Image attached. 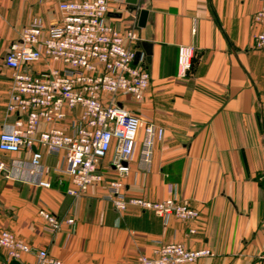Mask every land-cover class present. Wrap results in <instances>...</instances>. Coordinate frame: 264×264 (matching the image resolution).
<instances>
[{
	"label": "crops",
	"instance_id": "1",
	"mask_svg": "<svg viewBox=\"0 0 264 264\" xmlns=\"http://www.w3.org/2000/svg\"><path fill=\"white\" fill-rule=\"evenodd\" d=\"M60 1L0 0V132L15 119L6 112L11 80L3 57L23 27L59 21ZM259 6V0H108L105 22L136 30L134 48L150 75L142 101L126 94L118 101L164 131L148 165L136 148L129 173L121 177L124 191L150 200L174 197L198 210L197 220H164L135 207L117 212L99 185L70 196L68 176L55 171L66 168L64 157L37 146L0 151L7 166L0 171V230L63 264H140L141 256L172 242L211 252L191 264H264V51L253 47L258 30L252 23ZM142 9L148 15L141 27ZM181 45L194 50L185 78L177 70ZM34 149L50 170L48 188L39 185L44 176L31 171ZM110 160L111 151L100 170L116 179ZM40 210L74 222L52 233ZM35 258L29 253L15 262L34 264ZM0 264H13L2 247Z\"/></svg>",
	"mask_w": 264,
	"mask_h": 264
},
{
	"label": "built area",
	"instance_id": "2",
	"mask_svg": "<svg viewBox=\"0 0 264 264\" xmlns=\"http://www.w3.org/2000/svg\"><path fill=\"white\" fill-rule=\"evenodd\" d=\"M252 16L257 27L253 47L264 51V0ZM61 19L44 26L34 20L23 27L3 57L11 71V88L6 102L7 114L15 116L11 126L0 132V151L17 153L37 146L48 154L62 155L65 169H55L68 176L66 193L78 196L93 185L101 187L102 198L117 212L135 207L152 211L166 220H197L199 211L174 197L150 200L129 196L121 177L130 171L136 148L143 165L151 161L153 146L164 131L125 108L120 95L140 102L150 85L145 59L136 60L134 28L120 31L105 22L108 0H61ZM191 46L178 47V77L185 78L193 64ZM136 60V61H135ZM40 69L34 70V66ZM45 124L44 129H40ZM111 151L110 166L116 179L106 178L101 161ZM41 152L31 153V171L44 176L39 185L50 187V170L41 165ZM7 166L0 162V171ZM45 227L59 232L72 218H58L40 210ZM189 233H194L190 229ZM0 247L9 261H19L25 254L35 255L34 264H63L46 249L22 242L9 230H0ZM211 255L207 249H187L182 243L162 244L153 256H141L140 264H191Z\"/></svg>",
	"mask_w": 264,
	"mask_h": 264
},
{
	"label": "water",
	"instance_id": "3",
	"mask_svg": "<svg viewBox=\"0 0 264 264\" xmlns=\"http://www.w3.org/2000/svg\"><path fill=\"white\" fill-rule=\"evenodd\" d=\"M126 1L129 2V3H133V4H136V3H137V0H126ZM147 15H148L147 10H145V9L140 10V13H139V20H138V25H139V26L142 27V26L145 25ZM138 56H139V53L137 52V53H136V60H137ZM136 60H135V61H136ZM13 264H16V262L13 261Z\"/></svg>",
	"mask_w": 264,
	"mask_h": 264
},
{
	"label": "rangeland",
	"instance_id": "4",
	"mask_svg": "<svg viewBox=\"0 0 264 264\" xmlns=\"http://www.w3.org/2000/svg\"><path fill=\"white\" fill-rule=\"evenodd\" d=\"M1 48V47H0ZM0 52H4L3 50H0ZM10 75H11V71H9Z\"/></svg>",
	"mask_w": 264,
	"mask_h": 264
}]
</instances>
